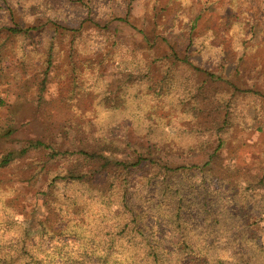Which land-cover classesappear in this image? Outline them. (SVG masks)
I'll list each match as a JSON object with an SVG mask.
<instances>
[{"label":"rangeland","instance_id":"rangeland-1","mask_svg":"<svg viewBox=\"0 0 264 264\" xmlns=\"http://www.w3.org/2000/svg\"><path fill=\"white\" fill-rule=\"evenodd\" d=\"M50 19L80 29L87 44L101 40L105 47L99 49L88 69L81 65L86 54L80 52L73 61L64 51L67 46L60 43L40 101L37 90L45 66L42 49L32 44L21 47L18 40L2 46L5 35L0 32V160L17 153L6 166L0 163V247L9 248L20 238L17 226H23L31 238L39 236V222L47 212L44 201L53 188L49 179L75 160L74 154L68 153L47 161L44 149L21 153L37 140L69 152L80 146L81 140H106L116 148L104 153L110 160L143 154L177 165L201 164L220 134L222 145L214 165L219 163L220 168L237 173L262 170L264 0H0V29L38 25ZM191 22H195L191 58L227 78L226 83L218 82V97L222 94L220 102H233L229 115L235 122L220 132L213 128L202 133L199 121L183 113L176 87L162 98L150 89L152 81L163 75L158 58L168 49L161 39L147 43L140 30L151 34L165 28L180 50L185 46L181 28ZM96 24L114 29L115 42L106 41ZM233 86L245 91L234 92ZM105 96L111 103L117 96L121 106L112 109L109 99L103 101ZM223 112L204 111L205 126ZM87 163L90 168L95 165L94 161ZM57 188L62 190V185ZM89 204L101 206L96 198H89ZM60 219L66 229L76 225L71 219ZM214 226L219 232L225 230L223 223ZM261 242L264 244V235Z\"/></svg>","mask_w":264,"mask_h":264},{"label":"trees","instance_id":"trees-1","mask_svg":"<svg viewBox=\"0 0 264 264\" xmlns=\"http://www.w3.org/2000/svg\"><path fill=\"white\" fill-rule=\"evenodd\" d=\"M194 23L181 28L185 46L180 50L170 41L167 29L151 34L140 30L147 43L161 39L168 49L158 58L163 75L152 81L150 89L162 98L176 87L183 113L199 121L202 133L213 128L220 132L234 125L229 115L233 102L219 101L223 95L218 97V82L226 83V76L201 67L189 54ZM99 27L105 40L114 43L115 30L107 25ZM79 30L51 19L38 25L16 24L0 29L5 35L2 46L18 40L21 47L32 44L42 49L41 63L45 66L37 90L40 101L60 43L67 46L64 51L73 61L80 52L86 54L81 65L88 69L99 49L105 47L101 40L87 44L88 39ZM87 53L94 58H88ZM72 71L77 68L73 66ZM116 86L117 90L122 87L119 82ZM233 91L245 90L233 86ZM114 97L113 103L107 96L103 101L109 99V107L117 109L121 100ZM206 110L224 112L215 114L205 126ZM80 142L73 152L53 149L39 140L21 150L44 149L47 161L68 153L74 154L75 160L49 179L53 188L44 201L47 212L39 222V236L31 238L23 226H17L20 238L9 248L0 247V264H264V167L253 174L214 165L216 151L222 145L220 134L201 164L174 165L143 154L129 160H110L104 153L115 146L106 140ZM16 154L2 157L1 166L9 164ZM91 161L95 163L92 168L87 166ZM57 185H62V190ZM89 198L98 199L101 206L90 207ZM61 217L76 225L64 228ZM216 223H223L225 230L219 232ZM7 224L12 226L11 222ZM63 236L67 240H61Z\"/></svg>","mask_w":264,"mask_h":264}]
</instances>
